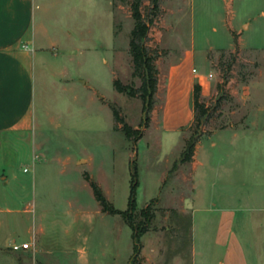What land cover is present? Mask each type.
Segmentation results:
<instances>
[{"label":"rangeland","instance_id":"374dc122","mask_svg":"<svg viewBox=\"0 0 264 264\" xmlns=\"http://www.w3.org/2000/svg\"><path fill=\"white\" fill-rule=\"evenodd\" d=\"M39 2L43 9H38L42 13L36 19L38 45L49 47L39 50L36 58L38 125L33 134L38 136L37 143L44 142L36 151V181L47 183L55 211L64 210L66 199L78 191L83 213L97 217L88 240L93 260L104 252L103 264H130L133 230L120 215L94 213L99 205L79 175L89 171L114 206L125 210L135 160L138 208L149 207L155 214L150 230L141 238L139 263L212 264L221 259L226 248L217 241L220 215L231 209L235 212L232 228L248 264H264V17L260 16L264 0L236 1L234 24L239 27L241 21L251 19L253 27L245 32L244 43L252 47L235 43L232 49L213 50L209 47L215 44L230 47L231 39L217 14L203 13L206 2L160 0L161 12L149 44L160 52L161 91L152 122L137 142L122 131L123 124L115 123L112 109L115 105L126 123L143 130L142 100L114 87L116 79L136 88L141 85V79L133 75L130 55L135 23L131 5L124 0ZM197 5L200 13L193 23ZM150 7L151 0H142L144 15ZM43 11L48 13L44 17ZM42 24L49 28L48 40L47 34L41 39ZM191 49L194 58L182 62ZM175 65L181 66V77L177 91L169 97L170 70ZM202 75V81L207 77L208 82L201 93L207 113L200 120L192 114L193 120L184 125L193 107L187 90L194 92ZM234 133H238L236 139ZM212 134L218 142L216 156L202 151L205 165L198 170L194 192L192 164L181 163L179 152L183 140L190 138L199 142L205 137L203 145L210 149L208 135ZM43 165L49 169L47 174ZM65 169L70 173L63 174ZM68 177H73V185ZM7 256L0 264H74L73 256L59 253L48 260Z\"/></svg>","mask_w":264,"mask_h":264},{"label":"crops","instance_id":"0c3cea01","mask_svg":"<svg viewBox=\"0 0 264 264\" xmlns=\"http://www.w3.org/2000/svg\"><path fill=\"white\" fill-rule=\"evenodd\" d=\"M217 1L218 5H214L203 0L208 5L203 13L217 14L219 22L224 25L231 39V44L230 47L211 45L209 50L232 49L235 45L232 31L238 35V45L241 48L249 47L250 45L244 43V35L253 27L251 19L241 21L239 27L234 24L237 16L236 1L245 3V0ZM38 9H43V3H40L39 0H0V262L2 259L10 257L7 256L8 253L34 258L41 256V259L44 260L59 253L73 256L74 264H103L105 253H99L97 261H95L88 246L90 233L95 228L94 220L97 217L92 213H83L78 191L66 199L67 207L64 210L55 211L54 195L49 194L47 183L36 181L35 174L38 171L36 161H39L36 151L38 148L44 147L42 144L44 142L37 143L35 140L38 136L33 134L36 125H38L36 117V58L39 50H46L49 47V45L47 47L38 45L40 42L38 38L39 26L36 19L39 13H42ZM198 12L199 6L197 5L193 9V23L200 13ZM47 14L43 11V17ZM260 16L264 17L263 8L260 10ZM41 27L44 31L41 39H45L46 34L47 39L49 28L43 24ZM185 56L182 57V62L186 58H194V50H188ZM178 67L181 68L180 65H175L170 70L172 83L168 88L169 97L174 96L179 85L177 78L181 77V72H178ZM191 77L188 78L193 79V76ZM203 78L205 79L204 75L200 80L202 92L208 86L207 77L202 81ZM192 90L189 88L187 94L193 99ZM159 91H161V86H159L158 93ZM192 114L194 119L193 107L184 125L193 120ZM208 136L209 140L211 139V148L206 149V145H203L206 141L205 137L199 142L197 141L195 154L190 162L194 192L198 170L205 165L202 161V151L205 149V154L209 157L216 156L215 148H218V142L212 139L213 134ZM233 137L236 139L238 133H234ZM186 142L183 140L179 152L181 158ZM23 147L25 151L21 150ZM85 159L89 163V158L85 157ZM67 161L65 164L68 166L70 164H67ZM44 166H41V169L43 168L42 171L47 174L49 169ZM25 168L28 170L25 171ZM75 171L77 172L76 169ZM62 173L69 174L70 172L65 169ZM86 173L95 181L89 171ZM72 178L68 179L69 185H73ZM79 178L85 188L88 185L91 188L83 173L79 175ZM91 191L94 197L92 188ZM97 204L99 205L98 202ZM195 210L192 208L193 213ZM94 213L97 216L108 214L102 211L100 205ZM234 213L231 209L221 211L217 241L219 245L226 248V251L221 259L212 264H248L244 250L232 228ZM192 217L194 218L193 214ZM25 242L32 243L33 248L12 249L13 244ZM194 253H196L195 250H193Z\"/></svg>","mask_w":264,"mask_h":264},{"label":"trees","instance_id":"16d2710c","mask_svg":"<svg viewBox=\"0 0 264 264\" xmlns=\"http://www.w3.org/2000/svg\"><path fill=\"white\" fill-rule=\"evenodd\" d=\"M131 5L132 17L135 21L134 27L130 35V55L133 63V75L141 79L140 87L136 88L134 85L122 83L116 79L114 81L115 89L120 93H126L131 97H139L143 102L142 121L143 130L132 128L125 122L121 116L119 109L112 105L115 123L123 124L122 131L134 142H137L144 135L145 129L149 128L152 122V112L157 102V93L159 89V69L157 66V59L160 52L157 48H153L149 41L151 39V29L156 18L161 12L160 0H151V7L148 13L144 15L142 11V0H124ZM234 41L237 44L238 40L234 34ZM224 51V50H222ZM222 54L221 57H223ZM202 87L200 84L195 85L193 92V109L194 119L200 120L207 113V106L201 101ZM134 133L137 135L134 137ZM197 139L191 138L186 142L185 149L182 154L181 163H190L195 154ZM89 181L93 190L94 197L99 203L103 212L111 215H120L123 220L133 230L134 254L130 259V264H142L138 259L142 252V236L150 230V225L155 217L154 212H151L149 207L138 208L137 192L140 186L138 165L134 160L131 162V188L128 200V206L125 210L117 209L114 204L107 198L102 187L93 181L88 173L84 174ZM141 217L139 220L138 218Z\"/></svg>","mask_w":264,"mask_h":264},{"label":"built area","instance_id":"2783aa9c","mask_svg":"<svg viewBox=\"0 0 264 264\" xmlns=\"http://www.w3.org/2000/svg\"><path fill=\"white\" fill-rule=\"evenodd\" d=\"M194 71H196V69H194ZM209 77H212V74L209 75ZM28 168H25V171H27ZM33 248V244L30 242H25L22 244H13L12 245V249L14 250H19V249H32Z\"/></svg>","mask_w":264,"mask_h":264}]
</instances>
